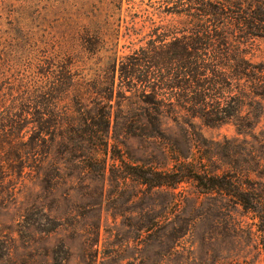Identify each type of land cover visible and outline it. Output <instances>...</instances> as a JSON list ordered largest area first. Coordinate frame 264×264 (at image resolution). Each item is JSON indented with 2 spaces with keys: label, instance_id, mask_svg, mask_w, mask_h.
<instances>
[{
  "label": "rangeland",
  "instance_id": "1",
  "mask_svg": "<svg viewBox=\"0 0 264 264\" xmlns=\"http://www.w3.org/2000/svg\"><path fill=\"white\" fill-rule=\"evenodd\" d=\"M22 1L0 0V52L26 45L22 29L43 20L42 14H18ZM134 1L124 0L120 13L84 19L95 21L105 44L95 55L84 52V73L98 72L105 81L116 40L119 55L131 54L173 19L163 12L164 0ZM52 5L42 22L52 51L63 56L81 50L84 21L79 24L70 0ZM244 52L251 62L264 63V39H252ZM120 102L122 108L113 103L110 109L109 142H84L76 155L67 148L71 143L53 142L48 175L0 172V264H264V239L251 213L233 203L229 213L217 210L191 181L149 189L128 169L166 170L187 161L208 172L264 180V108L248 133H238L232 123L205 126L198 119L185 129L162 116L160 134L153 136L125 123L137 120L150 130L145 107L134 98ZM90 154L94 168L87 167Z\"/></svg>",
  "mask_w": 264,
  "mask_h": 264
},
{
  "label": "trees",
  "instance_id": "2",
  "mask_svg": "<svg viewBox=\"0 0 264 264\" xmlns=\"http://www.w3.org/2000/svg\"><path fill=\"white\" fill-rule=\"evenodd\" d=\"M52 1L24 0L18 14H42L44 23ZM123 1L70 0L79 24L84 21L81 50L63 56L52 51L54 42L40 22L22 29L27 46L0 52V172L23 176L29 169L48 175L53 142L71 143L67 148L72 155L83 152L84 142H109L110 109L113 103L122 108L120 101L129 98L145 107L150 130L137 120L126 125L153 136L160 134L162 116L185 129L193 128L195 119L205 126L232 123L238 133L250 132L261 119L264 63L248 60L244 47L254 38L264 39V0H164L163 12L171 22L128 55L118 54L116 40L109 76L102 81L98 72H83L84 52L92 56L105 45L95 21L84 19L96 18L100 11L120 13ZM95 160L88 155L87 167L94 168ZM128 169L149 189L193 182L197 195L211 200L217 210L228 211L233 203L251 213L264 239L263 179L208 172L187 161H175L166 170L146 165Z\"/></svg>",
  "mask_w": 264,
  "mask_h": 264
}]
</instances>
